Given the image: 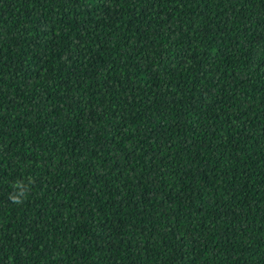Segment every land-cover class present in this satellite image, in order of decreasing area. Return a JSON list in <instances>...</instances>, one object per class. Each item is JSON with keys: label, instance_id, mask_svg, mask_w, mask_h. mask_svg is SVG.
I'll return each mask as SVG.
<instances>
[{"label": "trees", "instance_id": "16d2710c", "mask_svg": "<svg viewBox=\"0 0 264 264\" xmlns=\"http://www.w3.org/2000/svg\"><path fill=\"white\" fill-rule=\"evenodd\" d=\"M0 264H264V0H0Z\"/></svg>", "mask_w": 264, "mask_h": 264}, {"label": "clouds", "instance_id": "9594fccd", "mask_svg": "<svg viewBox=\"0 0 264 264\" xmlns=\"http://www.w3.org/2000/svg\"><path fill=\"white\" fill-rule=\"evenodd\" d=\"M27 187L28 186L27 185H24L23 183H17L15 185V188L18 189V192L15 195H10L9 196L10 201L12 203H14V204L21 203L22 202V199L25 196Z\"/></svg>", "mask_w": 264, "mask_h": 264}]
</instances>
